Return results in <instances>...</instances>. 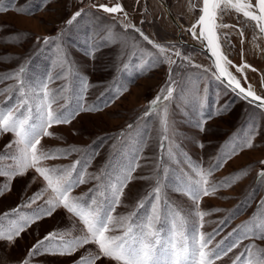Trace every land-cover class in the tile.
<instances>
[{
	"label": "rangeland",
	"instance_id": "obj_1",
	"mask_svg": "<svg viewBox=\"0 0 264 264\" xmlns=\"http://www.w3.org/2000/svg\"><path fill=\"white\" fill-rule=\"evenodd\" d=\"M0 4L7 9L0 11V106L17 103L18 94L13 87L16 82L6 77L24 65L25 75L33 84L51 77L47 82L49 90L55 94L54 111L97 109L80 110L70 123L54 124L49 129L52 135L41 139L45 151L70 147L81 150L47 160L44 162L47 166L67 168L81 160L79 170L84 161L90 159L85 173L87 182L74 188L72 196L91 195L89 189L98 183L93 177L101 170L114 175L138 157L133 179L113 215L119 217L132 212L155 186L158 177L168 201L188 212L193 205L187 196L175 191L178 184L196 178L193 165L212 169L231 155L209 177V186L225 181H229L230 186L202 197L200 209L210 214L199 230L205 234L219 231L208 246L211 249L225 237L228 244L242 235L241 232L228 235L238 226L247 223V231L264 224V207H260L264 201V181L258 177L264 170L261 163L264 161V112L211 78V71L205 73L204 69H210L211 63L200 49V43L187 31L200 15L201 0H0ZM101 4H120L124 12L105 13L99 8ZM81 10L82 15L68 25L67 21ZM122 23H131L154 44L163 46L167 50L163 56L171 57L176 63L159 62L163 60L159 50L135 29L125 30ZM217 23L235 26L219 30L229 34L231 44L222 41L228 59L236 66L244 63L250 66L243 73L237 72L235 67L229 70L243 87L251 85L255 93L264 98V42L254 22L246 23L242 16L237 18L231 12ZM241 28L243 44L238 31ZM57 36L59 41L44 45V37ZM57 43L67 61L64 69L57 62ZM177 50L190 59L176 57ZM155 56H159V60L145 69V60ZM125 64L129 65L127 69L123 67ZM170 73L175 81L174 93L173 99L165 104L171 127L162 147L158 114L153 112L146 116L145 113L150 101L169 85ZM85 81L86 90L82 83ZM122 88L126 91H121ZM197 95L204 97L202 104L194 99ZM130 124L132 128H128ZM249 138L253 146L241 147ZM13 139L12 133L0 134V154L5 153V146ZM169 148L173 152L171 159ZM234 149L236 154L232 155ZM11 163L5 158L0 166ZM163 168L168 169L166 176ZM5 183L8 178L0 176V188ZM43 187L44 182L31 169L13 177L10 190L0 194V216L25 205ZM48 198L46 193L30 207H22L21 214H30L44 206ZM215 209L219 211H213ZM143 212L141 209L138 214ZM8 219L2 222L5 228ZM52 232L63 234L64 240H73L82 235V225L66 210L58 208L51 216L27 227L14 242L0 240V264H22L33 245ZM112 234L120 235L121 229L115 228ZM55 243H60L59 236ZM249 245H255L252 249L255 252L264 249V240L244 239L239 247L215 264H233ZM97 252L96 246L89 243L71 255L42 252L32 257L30 264H77L81 258L93 260ZM95 264L116 262L101 258Z\"/></svg>",
	"mask_w": 264,
	"mask_h": 264
},
{
	"label": "snow or ice",
	"instance_id": "obj_2",
	"mask_svg": "<svg viewBox=\"0 0 264 264\" xmlns=\"http://www.w3.org/2000/svg\"><path fill=\"white\" fill-rule=\"evenodd\" d=\"M99 8L110 14L124 12L120 4L115 6L101 4ZM5 10L7 9L0 4V11ZM17 11L23 10L17 9ZM199 11L200 15L196 22L187 31L194 40L200 43L202 50L206 49V53H210L209 59H211L212 65L210 69H204L205 73L211 71V78L224 84L229 90L250 103L260 102L257 106L264 108V98L257 95L251 85H248L247 88L243 87L241 81L229 70L230 67H235L237 72L243 73L245 68L250 67L246 63L240 66L233 65L223 51L222 41L228 44H231V41L228 33H221L219 30L235 26L217 23L218 19L222 20L224 15L234 12L237 18L242 16L246 23L254 22L259 34L264 35V0H202ZM81 15L82 10L77 11L67 21V24L72 25ZM124 17L127 18V13H124ZM122 27L125 30L133 28L140 32L131 23H122ZM238 31L243 44V28ZM140 35L159 50L160 56H163L167 51L163 46L154 44L142 32ZM59 39V36L44 37L43 43L48 45L50 42L59 41ZM37 41H40L39 37ZM56 47L57 62L64 69L67 61L59 43L56 44ZM174 55L183 60L190 59L187 56H182L179 50ZM148 56H152V54L148 53ZM158 60L159 56H155L151 60L146 59L144 68L153 67ZM159 62L176 63L169 56H163V60H159ZM123 67L127 69L129 65L125 64ZM194 67L200 68L201 66L194 65ZM26 71V67L21 65L15 73L6 77V79L15 80L16 83L13 87L18 94V99L15 105L0 106V134L12 133L14 136V139L5 146V153L0 154V161L5 158L12 161L6 167L0 166V176L8 178V183L0 188V194L10 190V181L13 177L24 175L30 169L34 170L37 176L42 179L44 187L40 192L35 193L25 205L18 206L10 213L0 216V240L14 242L27 227L46 216H51L58 208H63L78 220L82 225V235L73 240H64L63 234L49 233L33 245L22 264H30V259L42 252L71 255L78 248L89 243L94 244L98 252L94 255L93 260L86 261L81 258L77 264H95V261L101 258H108L115 261L116 264H215L217 260L228 256L233 249L239 247L244 239L264 240V224L245 231L248 227L246 223L228 234L230 237L234 233H242V235H237L231 243L225 244V240L228 239L225 237L224 240L209 249V244L219 234V231L214 230L213 233L205 234L199 230L204 226L205 217L210 214L208 211L200 209L202 197L214 194L218 188L230 186L229 181L209 186V177L213 171L222 167L223 163L231 158V155L225 157L212 169L204 170L193 165L192 171L196 178H189L178 184L175 191L187 196L193 205L188 212H184L183 209H179L168 201L161 179L158 177L155 186L136 204L132 212L119 217L113 215L117 206L122 203L125 188L133 179L132 174L138 166L136 163L138 157L114 175L101 170L99 175L93 177L98 183L93 189H89L91 195L86 193L81 197L72 196L74 188L87 182L85 173L90 159L85 160L83 167L79 170L77 166L81 164V160L73 162L67 168L47 166L44 163L47 160L66 157L81 150L70 147L45 151L41 147V139L52 135L49 129L54 124L70 123L80 110L97 109L93 107L81 108L76 111H54L52 105L55 102V94L49 90L47 82L51 80V77L48 76L33 84L28 81L25 75ZM82 83L86 90V81ZM174 84L175 81L172 80L170 73L169 85L162 88L160 94L150 101L145 113L146 116L153 112L158 114L162 147L163 140L169 138L171 127L165 102H170L173 99L174 88L172 85ZM121 91H126V88H122ZM194 99L201 104L204 102V97L198 95ZM128 128H132V125H128ZM121 135L123 136V133ZM252 146L251 138H249L241 147L251 148ZM113 147L115 148V145ZM234 154H236L235 149L232 151V155ZM168 155L170 159L173 158L171 148L168 150ZM261 163L264 164V161ZM167 172V168L162 169L165 176ZM258 177L264 181V170L258 174ZM142 179H149V177H142ZM46 193L49 194V198L45 201L44 206L34 209L30 214H21L22 207H30L37 200L43 199ZM260 207H264V201L261 202ZM141 209H144V212L138 214ZM213 211H219V209ZM9 217L12 219H8ZM5 219H8L7 228L2 223ZM221 223L224 222L221 221ZM117 227L121 229V234L113 235L112 232ZM186 228H188L187 231ZM57 236L60 238V243H55ZM254 247L255 245L246 246L245 252L238 255L233 264H264V249H257L253 252ZM245 253H247V258L242 259L245 257Z\"/></svg>",
	"mask_w": 264,
	"mask_h": 264
},
{
	"label": "water",
	"instance_id": "obj_3",
	"mask_svg": "<svg viewBox=\"0 0 264 264\" xmlns=\"http://www.w3.org/2000/svg\"><path fill=\"white\" fill-rule=\"evenodd\" d=\"M201 6H202V0H201ZM262 37H263V42H264V35H262ZM201 49V48H200ZM202 50V49H201ZM202 52L206 55V57L209 59V56H210V53H206V50H202ZM209 61H210V63H211V65H212V61H211V59H209ZM213 71H214V69H213ZM224 85V84H223ZM235 93V92H234ZM235 94H237V93H235ZM238 95V94H237ZM239 96V95H238ZM240 97V96H239ZM241 98V97H240ZM263 98V97H262ZM244 100V99H243ZM246 102H248V103H250L249 101H247V100H245ZM260 102H255V103H251V104H253V105H255V106H257L258 104H259ZM258 107V106H257ZM258 108H260L262 111H264V108H261V107H258Z\"/></svg>",
	"mask_w": 264,
	"mask_h": 264
},
{
	"label": "bare ground",
	"instance_id": "obj_4",
	"mask_svg": "<svg viewBox=\"0 0 264 264\" xmlns=\"http://www.w3.org/2000/svg\"><path fill=\"white\" fill-rule=\"evenodd\" d=\"M200 48H201V46H200ZM206 50V49H205ZM234 93V92H233ZM235 94V93H234ZM237 95V94H236ZM238 96V95H237ZM264 112V111H263Z\"/></svg>",
	"mask_w": 264,
	"mask_h": 264
}]
</instances>
